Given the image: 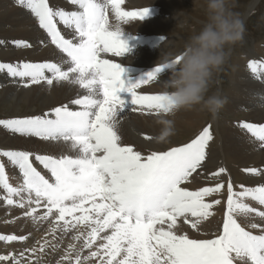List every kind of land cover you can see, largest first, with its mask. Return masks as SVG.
Returning a JSON list of instances; mask_svg holds the SVG:
<instances>
[{
  "label": "snow or ice",
  "instance_id": "snow-or-ice-1",
  "mask_svg": "<svg viewBox=\"0 0 264 264\" xmlns=\"http://www.w3.org/2000/svg\"><path fill=\"white\" fill-rule=\"evenodd\" d=\"M123 2L67 0L77 9L67 10L51 0H16L35 18L47 41L67 59L63 64L0 62V73L25 89L68 83L86 94L39 115L0 118V128L10 133L64 142L77 153L57 157L0 149V189L4 192L0 199L22 209L33 222L50 225L45 237L31 248L0 255V264H29L25 253L39 254V261L46 249L55 252L59 248L53 241L70 232L75 235L57 264H264V183L246 187L234 185L231 179H217L213 187L189 190L184 186L192 182L194 174H201L214 139L211 124L190 141L166 151L142 154L122 142L118 125L125 112L161 115L171 107L164 92L138 91L158 79L165 70L163 64L129 86L122 79L121 64L101 58L102 53L120 57L128 52L121 25L143 20L149 14L145 7L124 11ZM109 9L117 20L115 25L109 23ZM7 44L18 49L34 47L27 39L0 40V46ZM248 68L254 76L259 73L258 79L264 78V60H250ZM238 126L264 149V123L242 120ZM7 164L19 170L21 182L16 186L9 182ZM243 171L264 175V168ZM222 174H227L224 167L210 175L219 178ZM223 189L227 199L222 229L208 239L180 233L181 222L200 231L214 215L213 206L222 203L206 198ZM38 209L44 211L38 213ZM28 238L0 235L4 242H26Z\"/></svg>",
  "mask_w": 264,
  "mask_h": 264
},
{
  "label": "bare ground",
  "instance_id": "bare-ground-1",
  "mask_svg": "<svg viewBox=\"0 0 264 264\" xmlns=\"http://www.w3.org/2000/svg\"><path fill=\"white\" fill-rule=\"evenodd\" d=\"M259 2L261 0L249 1L243 15L244 22ZM51 3L65 7L67 10H77L75 6H70L67 0H51ZM144 7L149 10V14L143 20H130L121 25L123 28L121 38L127 42L129 51L120 57L111 53L101 54L102 59L121 64L124 68L122 77L126 80L136 75L138 79L135 83L145 79L148 73L161 65L169 52H177L179 41L175 39L176 35L189 36L193 29L196 30L197 26H200L195 22H202L205 19L201 8L194 9V0H124L121 5L124 11ZM185 16L193 17L195 22L191 21V26L187 29H179L174 23H178ZM109 23L112 25L117 23L111 9H109ZM13 39H27L34 47L18 49L11 44L0 46V62L16 63L26 60L31 62L53 61L63 64L67 59L47 41L46 34L38 27L29 11L18 6L16 0H0V40L11 41ZM42 39L45 40L43 44L40 43ZM253 46L251 54L235 55L237 57L233 60L229 58L233 62L232 69L230 67L231 73L228 76L230 83L223 95L226 103L220 109L222 115L217 114L220 119L217 120L216 133L213 141L210 142L209 155L201 174H194L192 182L184 185L189 190H196L198 186L213 187L217 179L223 181L231 179L234 185L243 184L246 187H255L264 183V175L254 176L243 171L251 167L264 168V149H261L258 143L238 126L242 120L250 123H264V78L258 79L259 73L254 76L248 68L250 60H262L261 57H264V38L257 42L254 41ZM158 75L157 80L142 85L138 91L146 94L163 93L165 91L164 81L169 78V72L165 69ZM261 89L263 92L260 93ZM257 93H260L262 97L257 96ZM83 94H86L85 90L68 83L54 84L52 87L41 84L25 89L13 82L6 74L0 73V105L5 108V111L14 112V116L39 115L51 107L67 103L77 95ZM77 107L73 106L74 109ZM162 117L174 121V135L165 140L158 139L162 126L157 121ZM206 117L207 113L199 106L191 110H180L174 115H149L128 111L123 114L118 131L124 144L133 145L142 154L150 151H166L173 145L179 146L193 139L205 127ZM0 132L5 133V136L0 133V149L29 150L54 156L77 154L71 151L68 144L64 142H46L35 137L14 135L2 128ZM146 136L152 139H146ZM61 148L64 149L58 151ZM35 166L41 165L35 162ZM220 167L226 168L227 174H222L219 178L212 177L210 174ZM6 173L11 184L21 182L18 168L7 164ZM3 195V189H0V196ZM215 198L220 199L222 203L213 206L214 215L204 222L200 231L197 232L181 222L179 224L180 233H186L194 239L213 238L212 234L222 229L227 199L226 189L206 199ZM26 225L28 226L25 228ZM49 227L48 222L34 224L30 217L23 215L22 209L8 206L0 199V235L15 234L29 237L26 242L0 241V255L9 252L16 254L25 248H31L37 240L45 237ZM57 236H61V233L58 232ZM72 236L69 238L66 234L62 236V239L53 241L60 245L59 248L55 252L46 249V254L39 261L37 260L39 254L25 253V258L29 259V264H57L67 245L72 242ZM47 239L52 241L51 236ZM84 254H87V250ZM64 264L67 262L65 261Z\"/></svg>",
  "mask_w": 264,
  "mask_h": 264
},
{
  "label": "clouds",
  "instance_id": "clouds-1",
  "mask_svg": "<svg viewBox=\"0 0 264 264\" xmlns=\"http://www.w3.org/2000/svg\"><path fill=\"white\" fill-rule=\"evenodd\" d=\"M236 7V0H194V9L203 10L202 26L192 30L181 52H169L163 59L162 64L169 72L164 94L171 101L165 115L199 106L215 117L226 103L225 97L218 92L210 94V89L228 61L232 47L244 36V20L235 11ZM186 26V20L176 24L181 29ZM157 123L162 126L159 140L174 135L172 119L162 117Z\"/></svg>",
  "mask_w": 264,
  "mask_h": 264
},
{
  "label": "rangeland",
  "instance_id": "rangeland-1",
  "mask_svg": "<svg viewBox=\"0 0 264 264\" xmlns=\"http://www.w3.org/2000/svg\"><path fill=\"white\" fill-rule=\"evenodd\" d=\"M249 1L250 0H245V1L244 0H236L237 7L235 8V11L239 12L240 14H242L241 15L242 18H243L245 9L247 7L246 5H248ZM263 8H264V0H261V2H259V4L253 9V11L246 18V21L244 22L245 32H244L243 39H242V41H240L239 43H237L236 46L234 45L232 47L231 54H230V57H229L232 60L234 58H236L238 55H241V54H251V50H253V47H254L253 46L254 41L257 42V41L262 40L264 38V22H263L264 21V9ZM184 20L187 21V26L185 27L187 29L189 26H191L190 25L191 24V21H194L195 19H193V17H190V16H185L184 18L180 19L178 21V23L181 22V21H184ZM175 22H176V20H175ZM178 23L176 22L174 24L176 25ZM198 23L200 24V26H197L198 29H196V30H199V27H201V22H199V21L198 22H195L196 25H199ZM253 37H254V39H253ZM175 39L177 41H179V43H178L179 46H178V49L176 51L177 52H181L183 50V46H184L185 41L188 39V36H185V35H176ZM245 43H247V44L249 43L250 45H247ZM235 55H237V56L235 57ZM231 59H228V61L224 65L223 70L216 77V82L211 87L210 94L211 93H214V92H218L220 95H222V96L224 95L225 91L228 88L227 86L230 83V80H229L228 76L230 75L231 69H232L231 66H232V62L233 61H231ZM261 59L264 60V57H261ZM230 67H231V69H230ZM223 77H224V79H223ZM261 92H263L262 89L260 90V93ZM260 93H257V96H260L261 95ZM261 97H262V95H261ZM204 111L207 113V117L205 118V121H206L205 122V126H207L208 124H211L212 125V129H213L214 134H215L216 133V123H217V120H219L220 118L217 115L215 117H213L206 110H204ZM218 113H221V110ZM221 115H222V113H221ZM3 117L4 118H11V117H17V116H14V112H11L10 110L5 111V108L2 105H0V118H3ZM216 117H218V118L216 119ZM0 133L2 134V136H5V133H3V132H0ZM14 135H18V134H14ZM183 141H184V139H183ZM178 143H180V142H178ZM183 143H186V142H183ZM183 143H181V144H183ZM174 146L175 145H173V147ZM62 149H64V148L58 149V151H62ZM166 150H168V148ZM58 156H61V155H58ZM16 185H18V184H15L13 186H16ZM200 187L201 186H198L197 188H200ZM34 224H36V222H34ZM27 226L28 225H26L25 228ZM30 227H32V226H30ZM8 232H11V231H8ZM72 235H75V233L74 232L68 233V237L69 238Z\"/></svg>",
  "mask_w": 264,
  "mask_h": 264
}]
</instances>
